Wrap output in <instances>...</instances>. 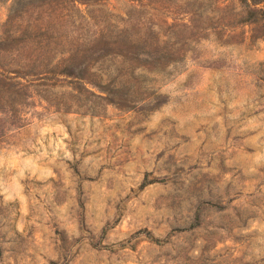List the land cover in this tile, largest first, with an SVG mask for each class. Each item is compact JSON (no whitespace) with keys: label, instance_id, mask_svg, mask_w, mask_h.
<instances>
[{"label":"rangeland","instance_id":"1","mask_svg":"<svg viewBox=\"0 0 264 264\" xmlns=\"http://www.w3.org/2000/svg\"><path fill=\"white\" fill-rule=\"evenodd\" d=\"M250 2L0 0L17 36L0 52V264H264ZM99 29L148 52L92 61Z\"/></svg>","mask_w":264,"mask_h":264},{"label":"trees","instance_id":"2","mask_svg":"<svg viewBox=\"0 0 264 264\" xmlns=\"http://www.w3.org/2000/svg\"><path fill=\"white\" fill-rule=\"evenodd\" d=\"M258 3H262L260 6H257ZM249 4V3H248ZM20 6L13 7L11 6L9 8V12L7 14V18L4 22L5 31H7L12 22L14 21L15 17H17L19 14ZM246 13H248L247 16H242L243 21H249L253 23H258L260 20L264 21V0H251L250 7H248L246 10ZM235 15H242V10L235 13ZM188 21H190V18H187ZM184 24L186 22L183 21ZM203 29V27H202ZM42 30L45 31V27L42 29L40 28L38 31L40 32ZM99 32L95 35V37L92 39V45H91V60L97 61L98 59L109 55V54H125L128 52L134 53V57H138L141 54H144L148 52V48L139 46L135 40H125L120 34L113 35L111 31H106V29H99ZM197 31V30H196ZM199 33V32H195ZM17 38V36L13 34H8L7 37H4L0 34V52L2 51V43L8 38ZM83 37L81 41L83 42ZM90 60H87L86 57H84L80 63L77 70L76 76L78 77V84L81 88H83L84 79H86L85 72H88V69L90 68L89 62ZM39 72H45V71H39ZM85 88V87H84ZM91 92L89 88H85ZM119 101H126L124 98H120Z\"/></svg>","mask_w":264,"mask_h":264}]
</instances>
